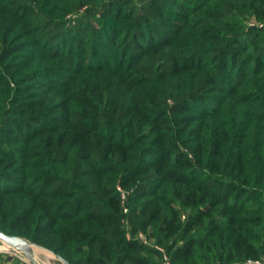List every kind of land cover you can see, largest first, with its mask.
Segmentation results:
<instances>
[{"label": "trees", "instance_id": "16d2710c", "mask_svg": "<svg viewBox=\"0 0 264 264\" xmlns=\"http://www.w3.org/2000/svg\"><path fill=\"white\" fill-rule=\"evenodd\" d=\"M0 229L69 264L264 261V0H0Z\"/></svg>", "mask_w": 264, "mask_h": 264}, {"label": "built area", "instance_id": "2783aa9c", "mask_svg": "<svg viewBox=\"0 0 264 264\" xmlns=\"http://www.w3.org/2000/svg\"><path fill=\"white\" fill-rule=\"evenodd\" d=\"M119 190L122 192L123 199H125L126 198V192L121 187H119ZM127 211H128V208H125V212H127ZM138 237L145 244H149V245L153 244V241L148 239L144 233H140L138 235ZM8 247L9 248H6L5 251H0V252H2L8 256V258L0 264H29V260L25 254L14 249L13 247H10L9 245H8ZM156 248L163 254L161 264H173L169 254L167 253V251L165 250L164 247L156 245ZM251 263L264 264V261H255V262H251Z\"/></svg>", "mask_w": 264, "mask_h": 264}, {"label": "rangeland", "instance_id": "374dc122", "mask_svg": "<svg viewBox=\"0 0 264 264\" xmlns=\"http://www.w3.org/2000/svg\"><path fill=\"white\" fill-rule=\"evenodd\" d=\"M252 24L261 25V23H258L256 20H253ZM6 248H9L8 245H6L5 242L0 240V251H5ZM1 255H5V254L0 252V256ZM32 255H33V259H29L27 257L29 260V264H65L55 254H52L51 251L45 249L44 247L40 245L34 248V254L32 253ZM248 264H255V263L250 262Z\"/></svg>", "mask_w": 264, "mask_h": 264}, {"label": "water", "instance_id": "95a60500", "mask_svg": "<svg viewBox=\"0 0 264 264\" xmlns=\"http://www.w3.org/2000/svg\"><path fill=\"white\" fill-rule=\"evenodd\" d=\"M0 240H2L3 242H5L7 245H9L10 247H13L14 249L22 252L23 254H25L29 259H33V255L31 253L30 248H35L38 246V244L36 243H32L29 240L17 236V235H12L9 234L3 230L0 229ZM53 253V252H52ZM55 254V253H53ZM56 255V254H55ZM57 256V255H56ZM62 262H64L65 264H69L67 261H65L64 259L60 258L59 256H57Z\"/></svg>", "mask_w": 264, "mask_h": 264}, {"label": "bare ground", "instance_id": "6f19581e", "mask_svg": "<svg viewBox=\"0 0 264 264\" xmlns=\"http://www.w3.org/2000/svg\"><path fill=\"white\" fill-rule=\"evenodd\" d=\"M6 245H7V244H6ZM30 250H31V253L34 254V248H30Z\"/></svg>", "mask_w": 264, "mask_h": 264}]
</instances>
